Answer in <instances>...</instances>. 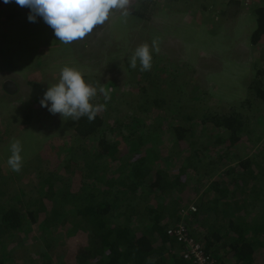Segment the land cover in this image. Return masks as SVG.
Wrapping results in <instances>:
<instances>
[{"label": "trees", "instance_id": "16d2710c", "mask_svg": "<svg viewBox=\"0 0 264 264\" xmlns=\"http://www.w3.org/2000/svg\"><path fill=\"white\" fill-rule=\"evenodd\" d=\"M139 6L130 10L131 17L144 22L151 19L149 4L141 0ZM253 15L256 29L251 41L257 44L264 36V9L255 8ZM170 76L174 79L175 72ZM260 76L262 73H258ZM141 77L149 87L136 100L129 96L134 120L117 123L116 134L131 140V153L151 145L150 133L145 130L149 117L159 120L158 113L169 108L177 113L176 102L167 101L160 75L150 70ZM164 83L168 85L167 80ZM263 85L259 78L249 89L253 98L264 104ZM104 87L109 94V82ZM175 90L184 96L181 88ZM27 111L24 118L34 122L32 107ZM133 121L140 125L138 131L131 129L123 135L124 128L128 130ZM107 127L98 114L92 122L87 117L73 121L71 133L80 144L67 149L64 172L34 169L38 182L30 190L18 184L17 176L11 178L0 170V264H55L50 254L56 251L54 242L59 233L50 223L55 219L59 223L66 221V225L67 221H75L81 233L82 241L73 249V262L69 264H193L185 259L188 246L168 235L171 228H182L215 259V264H264V220L250 217L252 212L248 211L249 206L253 211L256 205H264V138L250 121L235 111L204 112L198 119L192 116L187 122L174 124L168 129L172 147L169 150L165 146V151L171 152L167 156H173L168 160L181 164L176 173L151 165L153 160L146 157L149 152L117 158L114 146L118 142L109 144L104 136L108 134ZM30 137L23 139L21 153L33 149L32 145L28 147ZM90 142L97 143L94 151L83 148ZM219 144H223L219 151L225 163L232 150L241 149L244 154L222 173H216L220 170L216 159L205 155ZM49 156L47 151V162ZM75 174L81 177L75 179ZM192 203L195 212L190 211ZM17 252L21 254L15 257ZM34 252L44 256L42 262L33 261Z\"/></svg>", "mask_w": 264, "mask_h": 264}, {"label": "rangeland", "instance_id": "374dc122", "mask_svg": "<svg viewBox=\"0 0 264 264\" xmlns=\"http://www.w3.org/2000/svg\"><path fill=\"white\" fill-rule=\"evenodd\" d=\"M138 1L141 2L130 0L127 16L119 9L111 10L105 23L97 26L83 40L63 44L41 17H37L36 22L28 20L29 8L19 6L15 0L7 4L0 0V82L12 80L20 86V93L14 98L0 94L2 174L11 178L17 176L18 184L21 183L28 190L38 182L33 174L34 169L44 173L55 170L64 172L62 163L69 158L67 149L80 144L71 133L73 120H64L60 114H51L41 106L40 100L48 87L59 81L60 70L65 66L80 71L86 83L97 88V96L91 103L105 105L98 115L107 123L108 134L104 136H107L109 144L118 142L114 146L118 152L117 158H128L131 154L136 157L149 152L146 157L153 160L149 162L151 165L176 173L181 164L168 160L173 157L167 156L171 153L169 150L173 143L168 129L173 128L174 124L178 125L179 121L187 122L192 116L198 119L204 112L227 114L235 111L250 121L251 127L264 138V104L255 100L249 89L259 78L264 84V37L257 44L251 41L256 29L253 10L264 9V2L142 0L152 8V18L144 22L130 15L131 9L140 7ZM83 42L86 45L83 46ZM143 43H148L151 54L154 53L152 63L155 64L151 70L156 76L160 75L169 97L167 101L176 102L174 109L177 113L174 114L171 108L159 112L161 117H157V124L154 118L149 117L145 121V130H148L147 134L150 133L148 137L151 143L148 144L153 143L155 146L145 145L131 153V140L127 138L128 142L116 134L119 131L117 123L127 124L134 120V113L129 109L132 102L129 96L136 100V96L149 87V83L141 77L144 71L137 70L139 61L135 69L129 66V58L136 47ZM173 72L176 74L174 79L170 76ZM258 73H262L263 77H258ZM107 82L110 93L106 98L99 89H105ZM176 88H181L184 96L178 94ZM27 107H32L35 112L34 122L24 118ZM17 115L21 117L20 120ZM30 123L31 127L28 126ZM139 126L133 121V125L131 122L128 130L125 127L122 134L127 135L131 129L138 131ZM26 136L31 141L26 140L28 147L32 145L33 149L23 150L21 171L13 172L7 163L11 155L10 144L13 140H19L23 146ZM132 142L136 143L135 138H132ZM200 143L203 141L200 140ZM96 144L90 142L83 148L94 151ZM222 145L205 153L208 158L213 156L216 159L220 168L216 173L226 171L244 155L241 149L232 150L228 158L230 160L225 163L223 153L219 151ZM165 146L169 150L165 151ZM206 147L210 148L209 145ZM47 151L51 153L47 158L49 162L46 160ZM79 177L80 174H75L74 178ZM191 183L196 184L194 181ZM194 192L199 198L197 188ZM194 206L195 203H192L189 207ZM78 207L76 212L80 211ZM251 207H248V211L252 212L250 217L260 216L264 220V205H256L253 211ZM50 223L59 232L54 242L56 251L50 252L52 263L73 262V249L82 241L81 233L75 227L76 222L67 221L66 225V221L59 223L55 219ZM19 254L17 252L15 257ZM31 257L35 263L44 259L43 255L35 252Z\"/></svg>", "mask_w": 264, "mask_h": 264}, {"label": "clouds", "instance_id": "9594fccd", "mask_svg": "<svg viewBox=\"0 0 264 264\" xmlns=\"http://www.w3.org/2000/svg\"><path fill=\"white\" fill-rule=\"evenodd\" d=\"M9 2L10 0H4L6 4ZM15 3L30 9L27 17L30 22H36V18L41 17L61 43L71 44L83 40L97 26L103 25L111 10L119 9L127 16L130 0H15ZM152 59L149 44L143 43L136 47L129 58V66L135 69L139 61L140 71H150ZM97 91L96 87L86 83L80 71L65 66L60 70L59 81L48 87L40 104L51 114H60L64 120L70 118L79 121L82 117H87L92 122L105 109L103 104L91 103L97 96ZM99 91L107 98L108 92L103 87ZM10 152L7 163L13 172L19 173L23 161L19 140H13ZM213 260L215 264V259Z\"/></svg>", "mask_w": 264, "mask_h": 264}, {"label": "built area", "instance_id": "2783aa9c", "mask_svg": "<svg viewBox=\"0 0 264 264\" xmlns=\"http://www.w3.org/2000/svg\"><path fill=\"white\" fill-rule=\"evenodd\" d=\"M258 4H262L264 0H254ZM263 9V8H262ZM191 212H195L194 207H190ZM168 235L176 237L178 242L185 243L188 246L186 260H192L193 264H214L213 258L205 253L200 245L195 244L192 239L183 231L182 228L169 229Z\"/></svg>", "mask_w": 264, "mask_h": 264}, {"label": "water", "instance_id": "95a60500", "mask_svg": "<svg viewBox=\"0 0 264 264\" xmlns=\"http://www.w3.org/2000/svg\"><path fill=\"white\" fill-rule=\"evenodd\" d=\"M82 45L84 46L86 43L83 42ZM115 86L116 85H114V87ZM19 87L20 86L16 81L8 80L4 82L3 80V82H0V94L6 96V98L7 96L8 98H14L20 93Z\"/></svg>", "mask_w": 264, "mask_h": 264}, {"label": "crops", "instance_id": "0c3cea01", "mask_svg": "<svg viewBox=\"0 0 264 264\" xmlns=\"http://www.w3.org/2000/svg\"><path fill=\"white\" fill-rule=\"evenodd\" d=\"M264 37V36H263ZM4 63H6V62H4ZM7 64V63H6Z\"/></svg>", "mask_w": 264, "mask_h": 264}]
</instances>
